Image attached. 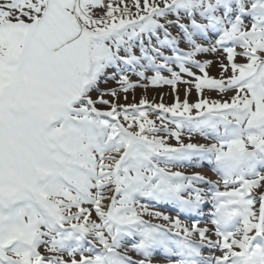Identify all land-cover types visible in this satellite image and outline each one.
I'll use <instances>...</instances> for the list:
<instances>
[{"label": "snow or ice", "instance_id": "1", "mask_svg": "<svg viewBox=\"0 0 264 264\" xmlns=\"http://www.w3.org/2000/svg\"><path fill=\"white\" fill-rule=\"evenodd\" d=\"M0 264H264V0H0Z\"/></svg>", "mask_w": 264, "mask_h": 264}, {"label": "rangeland", "instance_id": "2", "mask_svg": "<svg viewBox=\"0 0 264 264\" xmlns=\"http://www.w3.org/2000/svg\"><path fill=\"white\" fill-rule=\"evenodd\" d=\"M203 58L204 57H201V59H203ZM207 58L208 59H215L214 57H211V56H209ZM192 70L195 71V72H198V70L195 69V68H193ZM209 72L213 76H218V74H219V68H218V66L217 65H213L209 69ZM185 79H189V77H185ZM184 87H186V86L183 85V84L179 85V88L181 90V99H183V89H184ZM145 94L148 96V98L150 100H153L156 103L161 102V100H160V96L161 95H163V101H162L163 103H165V104H171L173 102L172 88L170 86H162V87H160L158 89H153V88L150 87L147 90L146 93L143 92V90L138 89V90H136L135 93L130 92L128 94L129 99H128L127 102L128 103L138 102L139 99H140V97H141V95H145ZM133 95H135V97H136L135 100L132 99ZM195 99H196V92H195V90H193L192 96L190 97V102H194ZM201 142H203V141H201Z\"/></svg>", "mask_w": 264, "mask_h": 264}]
</instances>
